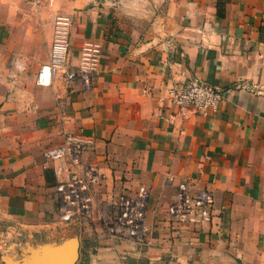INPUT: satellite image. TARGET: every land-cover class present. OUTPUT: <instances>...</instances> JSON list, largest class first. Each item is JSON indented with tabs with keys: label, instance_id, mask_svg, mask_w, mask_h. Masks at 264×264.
<instances>
[{
	"label": "crops",
	"instance_id": "obj_1",
	"mask_svg": "<svg viewBox=\"0 0 264 264\" xmlns=\"http://www.w3.org/2000/svg\"><path fill=\"white\" fill-rule=\"evenodd\" d=\"M57 14L72 18L74 63L85 39L102 45L90 89L64 74L35 83ZM180 72L221 92L216 109L170 103ZM64 132L86 141L78 164L45 158ZM87 165L103 175L95 216L63 222L56 185ZM181 181L213 207L177 230L167 209ZM140 186L147 245L101 216ZM10 225L22 234L11 256L75 234L76 264H264V0H0V229Z\"/></svg>",
	"mask_w": 264,
	"mask_h": 264
},
{
	"label": "built area",
	"instance_id": "obj_2",
	"mask_svg": "<svg viewBox=\"0 0 264 264\" xmlns=\"http://www.w3.org/2000/svg\"><path fill=\"white\" fill-rule=\"evenodd\" d=\"M72 18L67 14L54 17L53 35L49 61L40 66L35 83L48 86L53 78L64 74L70 80L79 81L83 89H90L94 75L98 71L102 58V45L93 39H85L80 47L77 62H73V47L70 43ZM178 77L171 79L167 87L170 103L179 110L192 109L205 113L216 109L222 98L221 92L213 85L196 77ZM182 77V78H179ZM64 143L59 148L46 152V160L58 159L65 155L78 164L85 145V139L73 133H63ZM103 180L102 173L94 165H87L82 174L70 173L56 185L57 209L59 216L66 223H84L95 216L93 189ZM149 192L140 186L134 194L117 192L102 210L101 216L109 225L110 231L124 237L132 243L148 244L149 226L146 214L149 204ZM213 207V194L206 189L193 191L190 183L181 181L177 184L175 200L167 212L171 223L178 230L186 224L202 223L208 219ZM18 234L16 226L0 229V249L5 246V237Z\"/></svg>",
	"mask_w": 264,
	"mask_h": 264
},
{
	"label": "water",
	"instance_id": "obj_3",
	"mask_svg": "<svg viewBox=\"0 0 264 264\" xmlns=\"http://www.w3.org/2000/svg\"><path fill=\"white\" fill-rule=\"evenodd\" d=\"M78 224V222H73ZM22 234L5 237V246L0 254L19 248ZM11 244V249L8 248ZM79 256V239L71 234L58 242H45L38 245H28L18 256L0 255L1 264H76Z\"/></svg>",
	"mask_w": 264,
	"mask_h": 264
},
{
	"label": "rangeland",
	"instance_id": "obj_4",
	"mask_svg": "<svg viewBox=\"0 0 264 264\" xmlns=\"http://www.w3.org/2000/svg\"><path fill=\"white\" fill-rule=\"evenodd\" d=\"M101 183H102V181L98 184L99 186L101 185ZM97 185V186H98ZM100 189V187H98V190ZM107 198V197H106ZM104 201H106V199H104V198H102L101 196H99V195H97V199H96V205H97V207L99 206V207H101V206H103L102 204V202H104ZM12 247V246H11ZM11 247L10 248H8L9 250L11 249ZM6 254H9L10 255V252L9 251H4L2 254H0V255H6ZM18 254H20V253H18Z\"/></svg>",
	"mask_w": 264,
	"mask_h": 264
}]
</instances>
